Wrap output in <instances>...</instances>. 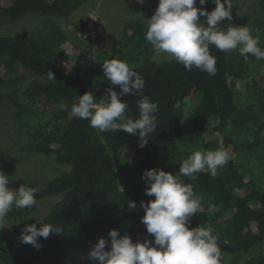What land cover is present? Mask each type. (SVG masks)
<instances>
[{"label": "trees", "instance_id": "trees-1", "mask_svg": "<svg viewBox=\"0 0 264 264\" xmlns=\"http://www.w3.org/2000/svg\"><path fill=\"white\" fill-rule=\"evenodd\" d=\"M86 1L0 0V20H17L27 13L46 16L31 31L0 32V99L12 105L13 119L27 138L24 150L68 166L33 186L37 202L56 196L42 218L61 231L40 238L39 248L23 244L19 237L23 227L32 224L28 217L36 204L13 207L4 219L11 227L0 229V264H94L89 251L99 238L108 240L111 229L134 242L153 239L141 220L140 202L154 199L145 193L143 172L159 168L176 174L193 151L217 148L226 149L231 159L215 177L206 171L194 179L180 177L201 199V210L189 226L214 229L220 264H264V60L255 62L250 55L210 46L215 75L195 67L187 71L174 58L157 63L144 38L143 20L126 21L115 54L97 60L95 50L107 51V45L84 50L69 42L52 19ZM259 1L264 13V0ZM196 7L211 11L215 4L206 0L200 5L196 0ZM230 21L225 19L220 27L226 30ZM82 28L80 22L76 30ZM113 58L135 63L130 67L145 81L142 92L120 97L128 104L126 117L139 118L137 101L144 96L159 105L154 114L157 128L144 147L139 146L138 134L101 132L87 120L68 118L79 95L91 92L98 102L109 87L120 92L103 75L102 63ZM49 70L56 80L48 79ZM238 80L243 81L246 97ZM9 187L19 188L14 183ZM131 201L136 208L130 210Z\"/></svg>", "mask_w": 264, "mask_h": 264}, {"label": "clouds", "instance_id": "clouds-1", "mask_svg": "<svg viewBox=\"0 0 264 264\" xmlns=\"http://www.w3.org/2000/svg\"><path fill=\"white\" fill-rule=\"evenodd\" d=\"M143 3L144 0H138ZM211 11L197 8L196 0H159L155 12L143 19L146 25L145 40L152 46L154 62L160 58L175 59L185 70L193 67L215 75L216 59L210 54V46L240 55H251L256 60H264V49L259 47V37L251 34L247 26L232 25L226 30L220 27L225 19H232L231 0H213ZM206 0H199L204 5ZM204 17V19H201ZM103 75L110 84L120 87L118 93L109 87L97 102L91 92L79 95L78 102L71 107L68 118L73 116L89 121L90 127L101 132L123 130L131 135H139V146L147 144V138L157 128L158 103L144 96L137 101L139 118H127L128 104L120 99L122 95H136L145 88L142 76L126 62L113 58L102 63ZM49 80H56L49 70ZM174 107L179 108V103ZM231 159L224 148L216 150H196L184 159L176 174L159 168L147 169L142 178L146 181V195L154 199L141 201L144 210L141 217L147 233L153 239L133 241L128 234L111 229L109 239L101 237L94 244L88 258L98 264H220L221 248L214 229L205 226L190 227L191 218L201 210V199L196 196L193 186L185 184L180 177L195 178L203 171L215 177L218 168ZM9 176L0 171V229L5 227L4 219L13 207L32 208L36 203V189L21 185L18 190L9 187ZM135 209L136 203H128ZM37 223L26 224L19 240L23 244L41 247L39 239H47L50 234L61 231L57 226L45 223L43 218Z\"/></svg>", "mask_w": 264, "mask_h": 264}, {"label": "rangeland", "instance_id": "rangeland-1", "mask_svg": "<svg viewBox=\"0 0 264 264\" xmlns=\"http://www.w3.org/2000/svg\"><path fill=\"white\" fill-rule=\"evenodd\" d=\"M259 2V0H236L232 7V19L228 27L232 25L249 27L251 34H256L255 36L259 37V47L264 49V32H260L262 30L258 26L261 21L264 25V13ZM157 6L146 0L142 4L138 0H87L68 15L53 17L52 19L61 26L69 42L84 48V50L89 51L90 48H95L94 45L99 43L107 45V51L103 49L95 50V58L102 60L115 54L116 43L121 42L123 38L122 28L126 21L143 20L144 17L149 18L155 12ZM258 10H260L259 13ZM91 12L97 14L99 32L94 39H87L80 35V31H77L76 27ZM45 17L39 13H27L17 20L3 17L0 20V32L31 31L39 26L45 20ZM257 17H259V21H257ZM64 55L69 56L70 54L65 50ZM153 55L154 53L151 59ZM164 59L167 58L162 57L159 61ZM251 60L256 62L254 56H251ZM124 62L129 66L136 65L128 60ZM255 64L252 63L251 65L254 67ZM257 66L259 68L261 65ZM253 69L255 70V68ZM237 87L245 95L243 81L238 80ZM12 109V105L6 99H0V171L9 176L10 183H14L19 187L23 184L33 187L40 180L58 175L62 170L67 169V165L56 163L50 156H42L24 150L27 138L15 123ZM55 200L56 196L39 200L28 219L32 223H37L36 219H41L49 205ZM3 224L6 225V228H10L12 225L6 221H3ZM39 226L40 224L37 223V227Z\"/></svg>", "mask_w": 264, "mask_h": 264}, {"label": "built area", "instance_id": "built-area-1", "mask_svg": "<svg viewBox=\"0 0 264 264\" xmlns=\"http://www.w3.org/2000/svg\"><path fill=\"white\" fill-rule=\"evenodd\" d=\"M83 28L80 35L83 38L94 39L99 32V25L97 24V14L95 12L89 13L83 19Z\"/></svg>", "mask_w": 264, "mask_h": 264}]
</instances>
